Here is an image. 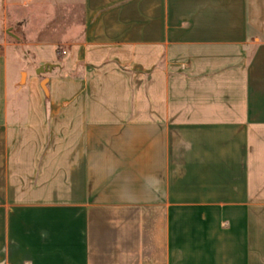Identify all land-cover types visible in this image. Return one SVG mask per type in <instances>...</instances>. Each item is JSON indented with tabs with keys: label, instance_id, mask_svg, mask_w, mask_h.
<instances>
[{
	"label": "crops",
	"instance_id": "1",
	"mask_svg": "<svg viewBox=\"0 0 264 264\" xmlns=\"http://www.w3.org/2000/svg\"><path fill=\"white\" fill-rule=\"evenodd\" d=\"M52 1L0 0V264H264V0Z\"/></svg>",
	"mask_w": 264,
	"mask_h": 264
},
{
	"label": "rangeland",
	"instance_id": "2",
	"mask_svg": "<svg viewBox=\"0 0 264 264\" xmlns=\"http://www.w3.org/2000/svg\"><path fill=\"white\" fill-rule=\"evenodd\" d=\"M4 1V8L3 13H1V19L6 21L4 24V33L5 36L11 39L12 41H17L23 43L27 41L26 36V27L30 20H36L38 24H41L44 20V15L40 13H22L17 12L14 13L13 9L17 10L19 6H15L13 8L10 4L12 0H3ZM17 2L23 3V1L27 2L28 0H15ZM66 1V0H65ZM52 11L50 12L49 16L51 18V26L59 27L65 25H72L76 23V20H79L80 16V3L79 0H67L66 2L60 0H53ZM27 8V7H26ZM15 15L18 16L15 17ZM6 20H5V19ZM54 30V29H53ZM58 30L55 31L58 34ZM53 31V32H55Z\"/></svg>",
	"mask_w": 264,
	"mask_h": 264
},
{
	"label": "water",
	"instance_id": "3",
	"mask_svg": "<svg viewBox=\"0 0 264 264\" xmlns=\"http://www.w3.org/2000/svg\"><path fill=\"white\" fill-rule=\"evenodd\" d=\"M44 68H46V69H47V66H45ZM42 71H44V69H42Z\"/></svg>",
	"mask_w": 264,
	"mask_h": 264
}]
</instances>
